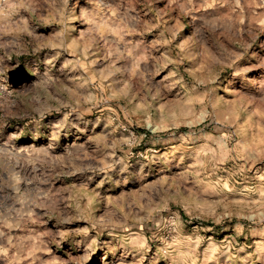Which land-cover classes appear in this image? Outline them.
<instances>
[{
	"label": "rangeland",
	"instance_id": "obj_1",
	"mask_svg": "<svg viewBox=\"0 0 264 264\" xmlns=\"http://www.w3.org/2000/svg\"><path fill=\"white\" fill-rule=\"evenodd\" d=\"M0 264H264V0H0Z\"/></svg>",
	"mask_w": 264,
	"mask_h": 264
}]
</instances>
